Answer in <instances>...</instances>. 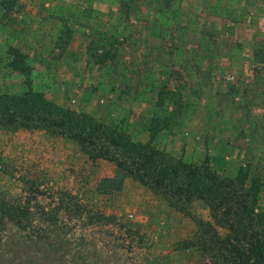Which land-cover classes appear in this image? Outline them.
<instances>
[{
    "label": "rangeland",
    "instance_id": "1",
    "mask_svg": "<svg viewBox=\"0 0 264 264\" xmlns=\"http://www.w3.org/2000/svg\"><path fill=\"white\" fill-rule=\"evenodd\" d=\"M5 1L0 91L24 89L8 66L10 47H19L48 99L223 177L245 166L264 209V66L254 55L264 46V0H15L10 9ZM104 38L116 66L88 51L91 42L102 51ZM159 78L183 95L179 119L164 120L173 106L157 104ZM114 172L61 135L0 129V199L28 206L32 219L4 221L0 264H208L193 242L199 222L212 219L203 200L187 213L130 177L102 192ZM97 212L108 219L89 223Z\"/></svg>",
    "mask_w": 264,
    "mask_h": 264
},
{
    "label": "trees",
    "instance_id": "2",
    "mask_svg": "<svg viewBox=\"0 0 264 264\" xmlns=\"http://www.w3.org/2000/svg\"><path fill=\"white\" fill-rule=\"evenodd\" d=\"M14 4L15 0H6L4 7L10 9ZM100 45V52L95 43L88 45L96 63L105 66L111 60V65L116 66L112 44L109 46L104 38ZM9 54L8 66L23 77L24 89L13 93L0 91V129L46 130L74 141L93 160L112 162L115 172L100 181L102 192L121 189L125 178L130 177L187 213L193 200H203L210 208L212 219L199 222L193 242L206 255L208 264H264V209L257 206L260 189L246 184L248 168L241 165L234 177H223L206 162L174 158L151 141H135L117 126L63 107L34 88L31 65L21 48L10 47ZM254 55L256 63L264 66V46H259ZM159 81L153 83L157 104L167 102L173 106L164 120L179 119L186 105L182 93L170 89L160 78ZM155 134L156 131L151 133V139ZM61 207L68 212L79 210L80 216L84 215V208L72 200H62ZM106 219L108 216L97 212L89 223ZM5 220L26 227L32 220L30 208L0 199V230Z\"/></svg>",
    "mask_w": 264,
    "mask_h": 264
}]
</instances>
